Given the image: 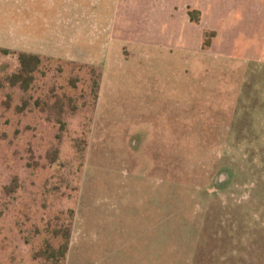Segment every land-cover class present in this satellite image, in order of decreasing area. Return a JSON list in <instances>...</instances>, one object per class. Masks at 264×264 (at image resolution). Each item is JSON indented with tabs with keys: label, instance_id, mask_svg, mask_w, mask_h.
I'll return each instance as SVG.
<instances>
[{
	"label": "rangeland",
	"instance_id": "rangeland-1",
	"mask_svg": "<svg viewBox=\"0 0 264 264\" xmlns=\"http://www.w3.org/2000/svg\"><path fill=\"white\" fill-rule=\"evenodd\" d=\"M0 264H264V0H0Z\"/></svg>",
	"mask_w": 264,
	"mask_h": 264
},
{
	"label": "trees",
	"instance_id": "trees-1",
	"mask_svg": "<svg viewBox=\"0 0 264 264\" xmlns=\"http://www.w3.org/2000/svg\"><path fill=\"white\" fill-rule=\"evenodd\" d=\"M2 52L5 55L7 54V55L16 56L17 64H18V72L17 74L11 77V80H10L11 85L13 86L20 85L21 89L24 92H26L29 88V85H31L32 82L34 81L33 75L37 72V70L40 67V64H41L40 58L36 55H28L25 53H18V54L11 53V52H8V50H2ZM20 109L23 110L24 107ZM54 234L59 235V232L55 231ZM67 242L68 240L66 241V243ZM66 251H67V245L65 244L62 247L63 256L66 253Z\"/></svg>",
	"mask_w": 264,
	"mask_h": 264
}]
</instances>
